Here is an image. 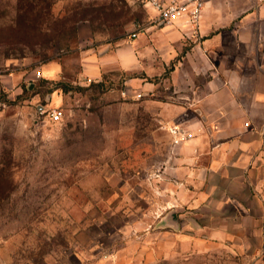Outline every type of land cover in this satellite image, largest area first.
Wrapping results in <instances>:
<instances>
[{"label":"rangeland","instance_id":"374dc122","mask_svg":"<svg viewBox=\"0 0 264 264\" xmlns=\"http://www.w3.org/2000/svg\"><path fill=\"white\" fill-rule=\"evenodd\" d=\"M159 28L127 0H0V75L15 81L0 86V264H242L230 244L178 238L202 236L182 212L177 232L154 228L168 204L161 110L179 101L167 79L179 49L139 58L152 71L141 73L152 90L139 98L126 86L134 73H84L88 48L100 54Z\"/></svg>","mask_w":264,"mask_h":264},{"label":"crops","instance_id":"0c3cea01","mask_svg":"<svg viewBox=\"0 0 264 264\" xmlns=\"http://www.w3.org/2000/svg\"><path fill=\"white\" fill-rule=\"evenodd\" d=\"M147 7L150 21L155 11ZM159 27L149 39L136 35L100 54L88 48L84 73L96 78L114 66L134 73L126 80L134 93L152 90L141 75L152 71L139 58L159 49L171 59L179 49L167 78L179 101L161 111L188 138L170 144L164 157L165 212H182L202 235L184 231L178 238L185 242L230 244L242 264H264V0H206L198 37L180 22ZM13 78L0 75V86L11 91Z\"/></svg>","mask_w":264,"mask_h":264},{"label":"built area","instance_id":"2783aa9c","mask_svg":"<svg viewBox=\"0 0 264 264\" xmlns=\"http://www.w3.org/2000/svg\"><path fill=\"white\" fill-rule=\"evenodd\" d=\"M142 5L150 6L154 9L155 15L150 18L149 23L156 26L162 25H173L174 23L180 22L190 32L191 36H199V21L202 15L204 4L206 0H130ZM143 30L142 28L139 30ZM138 30H134L130 33V37H135ZM35 77H40V70L34 72ZM123 96L128 97V91L124 90L121 92ZM145 93L136 92L129 97L139 98ZM1 104V99H0ZM49 119L56 121L61 116V111L52 109L48 113ZM171 134L172 143L177 144L188 138V134L180 129L176 125L168 127Z\"/></svg>","mask_w":264,"mask_h":264},{"label":"water","instance_id":"95a60500","mask_svg":"<svg viewBox=\"0 0 264 264\" xmlns=\"http://www.w3.org/2000/svg\"><path fill=\"white\" fill-rule=\"evenodd\" d=\"M28 87L29 88L31 87V83H29ZM188 221L190 222L192 227H198V224L196 223L194 218H188ZM164 227H170L176 231L179 230L180 228L179 219L174 208L168 209L163 215H161L158 221L154 224V228H164Z\"/></svg>","mask_w":264,"mask_h":264},{"label":"trees","instance_id":"16d2710c","mask_svg":"<svg viewBox=\"0 0 264 264\" xmlns=\"http://www.w3.org/2000/svg\"><path fill=\"white\" fill-rule=\"evenodd\" d=\"M41 11H42V10H41ZM44 13L46 14L47 12L44 11ZM48 19L51 20V19H54V18H53V16H49ZM49 24H50V22L48 21V23H47V25H46V27H47L46 30H49V28H50V25H49Z\"/></svg>","mask_w":264,"mask_h":264}]
</instances>
